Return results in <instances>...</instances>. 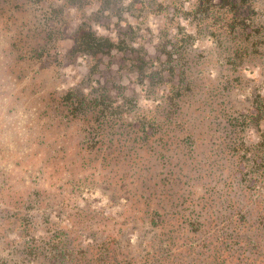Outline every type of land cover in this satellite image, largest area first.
<instances>
[{
    "label": "trees",
    "instance_id": "1",
    "mask_svg": "<svg viewBox=\"0 0 264 264\" xmlns=\"http://www.w3.org/2000/svg\"><path fill=\"white\" fill-rule=\"evenodd\" d=\"M1 1L7 20L26 1L38 3ZM95 1L122 6V0ZM185 1L127 0L125 5L162 13L153 45L161 58L138 65L136 72L139 79L155 76L163 86L161 102L147 117L130 122L127 107L98 79L86 92L69 88L59 96L54 109L65 112L61 120L86 126L94 160L126 186L129 205L117 220L94 212L91 217L98 216L102 225L88 234L73 224L44 230L39 264H264V96H240L244 66L257 70L264 87V15L242 23L241 3L253 14L257 0H191L185 10L194 21L211 18L213 10L222 13L219 26L229 47L216 50L215 30L209 35L200 32L201 25L182 27L178 18ZM81 4L61 0L53 4L51 18ZM85 27L83 21L76 26L72 42L90 55L91 73L97 51L103 46L100 53H106L112 44ZM18 28L24 29L23 23ZM202 37H211L213 45L197 47ZM252 130L258 141L248 144ZM110 221L114 231L107 235L103 227ZM133 221L148 233L141 240L136 234L134 244L126 228Z\"/></svg>",
    "mask_w": 264,
    "mask_h": 264
},
{
    "label": "rangeland",
    "instance_id": "2",
    "mask_svg": "<svg viewBox=\"0 0 264 264\" xmlns=\"http://www.w3.org/2000/svg\"><path fill=\"white\" fill-rule=\"evenodd\" d=\"M37 2L26 1L11 20L5 17L9 14L0 13V264H39L43 252L38 240L44 230L73 224L88 234L102 225L98 216L91 217L94 212L117 220L126 205L128 208L126 186L107 176L94 160L86 126L61 120L65 112L54 109L59 96L69 88L86 92L88 83L94 85L98 79L107 85L111 98L124 103V115L133 122L155 110L164 93L155 76H136L138 65L161 58L153 45L162 13L146 14L138 3L126 9L127 0H122V6L82 0L79 9H62L58 17L51 18L53 4L61 0ZM190 2H184L183 16L177 13L182 27L189 31L195 24L201 25L200 32L209 35L215 30L216 50L228 48L219 26L224 23L222 13L213 10L211 18L194 21L185 10ZM257 3L253 14L241 3L242 23L247 24L250 17L263 18L264 1ZM227 14L237 16L230 9ZM82 21L85 28L112 44L106 53H100L103 46L97 51L96 70L91 73L90 55L72 42ZM21 23L24 29L19 30ZM211 41V37H202L196 45H213ZM244 67L246 81L240 96H264L257 70ZM233 100L232 94L228 103ZM256 134L252 130L246 136L248 144L257 140ZM114 226L113 221L107 222L103 230L108 235ZM126 228L132 244L148 235L140 221L130 222Z\"/></svg>",
    "mask_w": 264,
    "mask_h": 264
}]
</instances>
